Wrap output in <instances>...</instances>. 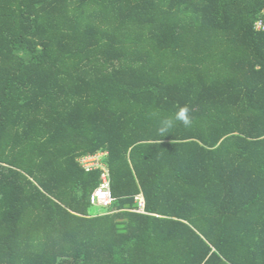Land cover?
Segmentation results:
<instances>
[{"label":"trees","instance_id":"obj_1","mask_svg":"<svg viewBox=\"0 0 264 264\" xmlns=\"http://www.w3.org/2000/svg\"><path fill=\"white\" fill-rule=\"evenodd\" d=\"M263 9L0 0V264H264Z\"/></svg>","mask_w":264,"mask_h":264},{"label":"built area","instance_id":"obj_2","mask_svg":"<svg viewBox=\"0 0 264 264\" xmlns=\"http://www.w3.org/2000/svg\"><path fill=\"white\" fill-rule=\"evenodd\" d=\"M255 31H264V9L262 10V16L258 18L253 25ZM106 153L104 151H99L94 154H88L80 157L78 159L81 166L87 170L100 169V183L93 190L90 195V203L94 206L107 207L110 206L114 197L111 194L110 190V180L109 172L107 167L104 165L103 159ZM138 208L136 211L143 212L144 210V200L141 195L135 197Z\"/></svg>","mask_w":264,"mask_h":264},{"label":"clouds","instance_id":"obj_3","mask_svg":"<svg viewBox=\"0 0 264 264\" xmlns=\"http://www.w3.org/2000/svg\"><path fill=\"white\" fill-rule=\"evenodd\" d=\"M177 122L181 123L185 128L191 127L193 118L190 114V108L188 105H177L176 110L171 117L160 118L157 129L158 133L161 137L170 133Z\"/></svg>","mask_w":264,"mask_h":264},{"label":"rangeland","instance_id":"obj_4","mask_svg":"<svg viewBox=\"0 0 264 264\" xmlns=\"http://www.w3.org/2000/svg\"><path fill=\"white\" fill-rule=\"evenodd\" d=\"M96 210H99V209H96Z\"/></svg>","mask_w":264,"mask_h":264}]
</instances>
